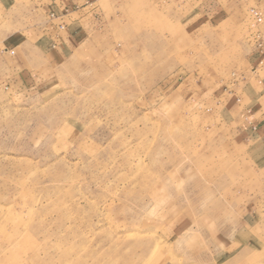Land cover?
<instances>
[{"label": "rangeland", "instance_id": "374dc122", "mask_svg": "<svg viewBox=\"0 0 264 264\" xmlns=\"http://www.w3.org/2000/svg\"><path fill=\"white\" fill-rule=\"evenodd\" d=\"M197 1L133 0L59 66L1 59L0 264H264V162L226 110L248 43Z\"/></svg>", "mask_w": 264, "mask_h": 264}, {"label": "crops", "instance_id": "0c3cea01", "mask_svg": "<svg viewBox=\"0 0 264 264\" xmlns=\"http://www.w3.org/2000/svg\"><path fill=\"white\" fill-rule=\"evenodd\" d=\"M133 0H0V68L20 74L32 71L33 59L46 67L59 66L74 52H98V41L109 40L110 16L134 5ZM198 0L189 4L212 23L225 21L226 8L231 20L248 43L247 70L241 72L236 84L227 92L234 121L247 133L250 158L264 152V65H260L254 36L264 35V24L255 25L251 10L264 8V0ZM123 15V14H122ZM228 19V18H227ZM1 71V69H0ZM264 167V165H261Z\"/></svg>", "mask_w": 264, "mask_h": 264}, {"label": "built area", "instance_id": "2783aa9c", "mask_svg": "<svg viewBox=\"0 0 264 264\" xmlns=\"http://www.w3.org/2000/svg\"><path fill=\"white\" fill-rule=\"evenodd\" d=\"M255 25L259 26L264 24V8L262 9H252L250 12ZM254 42H255V46L257 49V52L259 53L260 56V65H264V35L260 32H258L255 36H254Z\"/></svg>", "mask_w": 264, "mask_h": 264}]
</instances>
